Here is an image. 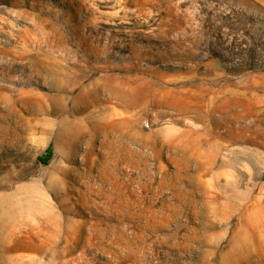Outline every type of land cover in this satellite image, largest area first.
<instances>
[{
    "label": "rangeland",
    "instance_id": "374dc122",
    "mask_svg": "<svg viewBox=\"0 0 264 264\" xmlns=\"http://www.w3.org/2000/svg\"><path fill=\"white\" fill-rule=\"evenodd\" d=\"M0 264H264V0H0Z\"/></svg>",
    "mask_w": 264,
    "mask_h": 264
},
{
    "label": "trees",
    "instance_id": "16d2710c",
    "mask_svg": "<svg viewBox=\"0 0 264 264\" xmlns=\"http://www.w3.org/2000/svg\"><path fill=\"white\" fill-rule=\"evenodd\" d=\"M49 156H50V150L48 149V150H47V153H46V155H45L46 159H47Z\"/></svg>",
    "mask_w": 264,
    "mask_h": 264
}]
</instances>
